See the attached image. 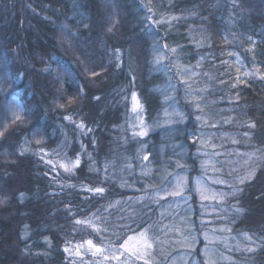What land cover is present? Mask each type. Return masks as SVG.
Instances as JSON below:
<instances>
[{
	"label": "trees",
	"instance_id": "1",
	"mask_svg": "<svg viewBox=\"0 0 264 264\" xmlns=\"http://www.w3.org/2000/svg\"><path fill=\"white\" fill-rule=\"evenodd\" d=\"M150 7L179 14L155 31L168 48L177 46L183 63L195 66L197 53L204 56L199 75L202 86L211 85L204 98L214 106L228 104L216 97L239 93L236 127L250 130V147L264 154V80L253 71L247 82L229 86L226 62L234 49L249 69L264 68V0H0V112L15 100L26 109L22 121L0 128V264H101L86 244L79 255L75 246L123 242L125 225L135 228L141 216L144 227L158 222L159 206L134 202L149 177L126 168L136 166L135 151L145 142L132 135L129 94L138 92L146 119L163 107L156 85L164 77L150 74L156 44L147 30ZM199 29L214 44L195 49L190 34ZM230 30L239 40L227 38ZM35 126L42 135H32ZM151 136L158 144V133ZM249 168L254 177L230 199L242 214L229 218L235 231L258 232L264 245V160ZM95 187L105 192L86 190ZM258 253L264 264V246Z\"/></svg>",
	"mask_w": 264,
	"mask_h": 264
},
{
	"label": "rangeland",
	"instance_id": "2",
	"mask_svg": "<svg viewBox=\"0 0 264 264\" xmlns=\"http://www.w3.org/2000/svg\"><path fill=\"white\" fill-rule=\"evenodd\" d=\"M178 15H171L166 11L156 12L152 8L146 15L148 33L156 40L150 57L153 67L150 74L160 73L164 77V80L156 85L163 107L154 119H146L144 105L140 100L142 109L140 116L137 117L131 110V93L128 96L132 135L140 130L141 120L147 125L148 130V135L141 137L145 142L135 151L136 166H131V169L126 167L127 170L135 171L142 177H149L148 184H151L134 202L159 206L158 222L155 224L156 239L149 241L153 243V249L148 250L150 255L146 258L152 260L153 264H209V260L214 264H262L258 257L261 255L258 252L262 246L258 232L233 229L234 222L229 216L231 213L241 215L242 210L237 211L238 208L230 201L233 195L227 194L239 188L240 178L255 170L249 168L251 163L258 159L264 160V154H260L261 147H250L255 144L250 130L237 129L239 121L234 117L233 108L240 99L239 93L235 91L233 94L216 97L214 100L228 103L225 107L217 108L213 100L211 103L210 99L204 98L207 91L204 87L212 90L211 85H201L203 81L199 74L203 71L200 61L204 56L197 53L198 62L193 66L183 63L176 45L164 47L166 45L164 35L157 32V27L169 23ZM203 31L199 29L190 34L191 42L197 50L214 44V37L211 38ZM229 34L231 38H227L239 40L234 36L233 30H230ZM215 40V47L221 48L222 43L219 39ZM226 62L232 68L228 71L232 72L234 79L229 86L240 84L238 76L241 81L247 82L249 76H244V72H256L260 76L264 74V68L260 66L254 70L249 69L242 56L234 49L227 51ZM238 67L239 73L236 71ZM9 104L21 106V101L15 100L7 106ZM197 104L200 105L199 109ZM174 112L180 115H174ZM7 115L11 116V113ZM197 115L201 117L200 120L195 118ZM213 124L215 127H211ZM223 124H233L237 130L225 129L221 127ZM154 132L158 133V144H153L154 137L151 135ZM245 132L249 133L247 137L244 136ZM193 136L198 139L196 145L190 142ZM146 154L149 157L147 161L143 159ZM177 176L184 181L180 189L183 191L184 199L171 196L160 199L163 193L158 195L159 189L167 186L170 191L173 190L176 187ZM213 179L225 182L212 183ZM198 188L200 191H197ZM221 192L226 195L220 196ZM202 195L210 199L202 200ZM221 228H231L232 231H218ZM214 229L217 231H213ZM204 232L208 233V241L204 240ZM245 233L251 236L255 243L246 240L243 235ZM152 235L150 232L149 236ZM206 244L210 249L207 256L204 252ZM139 246L143 251V244ZM247 247L255 248L256 251L248 252ZM138 262L143 263V261L136 263ZM108 264L116 262L109 261Z\"/></svg>",
	"mask_w": 264,
	"mask_h": 264
},
{
	"label": "snow or ice",
	"instance_id": "3",
	"mask_svg": "<svg viewBox=\"0 0 264 264\" xmlns=\"http://www.w3.org/2000/svg\"><path fill=\"white\" fill-rule=\"evenodd\" d=\"M150 11V9H149ZM149 19L151 17H148ZM154 23H159V21H154ZM164 47H167V45H165ZM251 51V49H249ZM173 51H175V49H173ZM229 55H233L232 53H229ZM117 59H120V56L117 54ZM237 60L239 61V57L237 56ZM49 71V70H46ZM236 71L239 73L240 72V68L238 67L236 69ZM95 74V73H93ZM244 76H251L254 75V73H249V72H244L243 73ZM260 78L262 80H264V74H261ZM237 80L240 83H244L245 81H241L239 79V76L237 77ZM221 83H223V81H221ZM233 87H235V85H233ZM4 90V84L0 83V91ZM11 93H9L10 95ZM97 99H99V97H97ZM125 99L127 100V97H125ZM200 105L197 104V109H199ZM141 109H142V105L140 102V99L138 97L137 92L132 91L131 92V110L133 113H136L137 117L140 116L141 114ZM7 113H11V116H8ZM26 114V109L19 106V105H12L9 104L7 106L6 111L4 112H0V128H6L7 124L5 123V121L10 120L11 123L15 124L16 122H20L22 121L24 115ZM174 115H180L179 113H175ZM181 118H183L181 116ZM197 120H200L201 117L199 115H197L195 117ZM64 119L66 120H71L72 118L70 116H66L64 117ZM251 128H255L256 125L255 123H251L248 125ZM79 127L81 129L84 128L83 123H81L79 125ZM211 127H215V125H211ZM139 128L140 130L138 132H134L133 135H138L140 137H145L148 135V130H147V125L144 123L143 120L140 121L139 123ZM89 131H91V129H89ZM3 133H0V135H2ZM42 127L40 126H35L32 129V135L33 136H39L42 135ZM249 135L248 132L244 133V136L247 137ZM191 144L192 145H196L198 142V139L193 136V138L191 139ZM235 143V141H233ZM148 155H144L143 159L145 161L148 160ZM47 163L52 164V161L49 160L47 161ZM69 163H71V161H69ZM80 165V159L77 158L74 164V167H79ZM60 167L64 168L66 171H71L72 169L68 167V165L66 164H61ZM182 167V166H181ZM255 175V170H253L252 172H249L247 175H245L244 177L240 178V184H244L247 180H250L254 177ZM225 181L223 180H212V183H220L223 184ZM183 179L180 178L179 176H177L176 179V187L173 190H169L167 186L162 187L159 189L158 191V195L160 193H163V195L160 196V199H164L167 196H171V197H179L180 199H184V195H183V191L180 190L183 186ZM199 183V182H198ZM89 192H94L97 194H103L105 192V188L103 187H95V188H87L86 189ZM197 191H200V189L198 188ZM237 191H242V189L236 188L233 190L232 193H228L227 195H234L235 192ZM23 194H21L22 197ZM220 196H224L226 195L225 193H219ZM202 200H208L210 199V197L206 196V195H202L201 196ZM203 206V205H202ZM237 211L239 212L240 210L237 209ZM220 219H223V217H219ZM77 224H82V223H86L85 221H80L77 220L76 221ZM133 224L136 225L135 228L125 225V230H123V236H121L119 239H122L123 242H113L111 240H109L106 244V246L104 248H101L100 246H98L97 244L93 243L92 239H88L86 240L84 243L82 244H77L75 246L76 248V254L79 255L80 254V249L84 248V244H86L88 246V250H91V255L92 256H97V255H101L103 257V262H107V261H115L116 264H136L137 261H143V264H153V261L150 259H147L146 257H148L150 255V253L148 252L149 249H153V243L149 242L150 240H154L156 239L155 237V230H156V225L155 224H149L147 227H144V225L147 223V221L144 220V218L141 216L138 219H134L132 221ZM213 231H217L216 229H214ZM218 231H227V232H231L232 229L231 228H221L218 229ZM153 233L152 236H149V233ZM131 233V234H129ZM190 234V233H189ZM244 238L252 243H255V241H253V238L251 236H249L247 233L243 234ZM204 236V240L208 241L209 240V236L207 232L203 233ZM123 237H126L123 238ZM195 239H193V242H195ZM262 240H264V237H261ZM133 242H136L135 244ZM143 244V248L144 250L141 251L140 249V244ZM264 246V245H262ZM209 245L206 244L205 245V255L207 256L208 252H209ZM65 252H69L70 251V247H65L64 249ZM246 251L248 252H254L256 251L255 248L252 247H247ZM109 253V254H105V253ZM103 262H101V264H103ZM209 264H214L213 261L209 260Z\"/></svg>",
	"mask_w": 264,
	"mask_h": 264
}]
</instances>
